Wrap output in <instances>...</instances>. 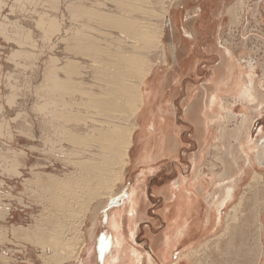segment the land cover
Returning a JSON list of instances; mask_svg holds the SVG:
<instances>
[{
    "label": "rangeland",
    "instance_id": "obj_1",
    "mask_svg": "<svg viewBox=\"0 0 264 264\" xmlns=\"http://www.w3.org/2000/svg\"><path fill=\"white\" fill-rule=\"evenodd\" d=\"M108 1L110 0H0L1 252H8L11 254L21 252V249L14 251L12 248L16 246L22 248L23 244L19 245V241H25V239L24 235L23 238H20L19 234H21V232L28 233L31 229H37V233H39L38 231H42V228H45L43 229L45 235L49 236L51 233L56 234V244L61 245L60 249L67 248L68 242L71 243L69 239H73L75 247H81L84 242V233L89 229L90 222L92 225L93 220V224L95 223L94 226L98 223L99 227H101L100 220L96 217V212L93 211L94 207H96L95 204L97 201L101 200L99 205H103V207L101 206L103 209L109 199L120 193L118 183L113 190L114 194H112L113 196L111 198H107L106 200H88L91 197L87 196L86 191L83 190L84 186H82L83 182L81 180L82 178H80L85 177V175H80L78 176L79 178L75 176L74 179V175L72 174H76V171L79 168L78 163L80 159L87 158L85 163L88 166H85L84 172L90 171L88 159H90L91 163L95 161L99 162L97 161L98 156L101 155L99 158H102V156L105 155V151H103L104 155L99 152L102 150L101 147H103L104 144L100 143L103 145L100 147V145H97L99 142L96 143L92 138L93 136L96 137L98 133H104L106 129H111L113 127L111 125L107 126L106 123H103L106 122V120L103 119L105 116H103L102 112L99 114V111L98 114H96V111H94L95 109L92 110L91 108L90 110L82 103L83 100L87 101L85 99L86 91L92 92L94 97L97 95L102 96V93L109 91V86L107 87L105 85L107 82H103L105 80H103V78L105 77L103 75H97L95 70H93L95 66L91 68L93 63L90 62V60L93 61V57L90 59L85 53L77 54L79 51H77L75 47L77 46L78 49L79 47H85L86 49V46L89 48L91 44H94L97 47L101 46L102 49L105 48V51L102 50L99 54L98 60H100L107 55H111L108 51H114L113 53H116L121 50V47L123 49V46L128 45L127 48H129L131 43H133L130 37L128 39L132 42H129L130 44L127 43L130 41L126 39L128 35L124 34L123 36V33L119 30H115V28L110 29V27L107 28L106 25H103V27L102 23L97 20L98 18L96 16H92L91 18L93 19L96 17L97 19L94 18V20H90L89 17L92 13L90 10H101L105 13L111 11L110 13L114 14L116 12L117 15H120V11H118L119 9L114 6L115 4H113L112 1H110V3ZM170 1L172 3H170ZM200 1L201 0H162L164 8L167 7V5H172L170 6L171 14L179 12V32L181 31L180 29L184 27L183 29L186 28L185 31L189 32V30H196L202 34L201 36L198 34V40L195 43L194 49V53L196 52L200 58L196 74L192 75L190 78H184L177 95L172 98L175 102L176 121L179 109L178 102L180 103L183 98L182 94L184 93V87L186 85L195 87L199 85L204 87L206 85L209 80H207V70L212 66L217 65L218 57L220 60L219 51L221 49L219 46L222 44L223 47L230 49L233 53L235 59L234 77H237V79L239 78V80L243 76L246 78L249 68H253L254 74L252 78L254 79L253 81L255 85H253V87H255V91L257 90L259 92L255 93L260 111L255 114L253 106L250 107L249 110L244 111L241 102L232 101V98L237 94V91L226 89L227 87L224 85L219 87L218 89H222L224 92H232V94H221L220 96L223 98V102H217L219 107L223 104V107L221 108L222 114L226 111L231 114V118L228 116L226 117L225 114L222 115V120L220 121L219 119L218 121L219 133L222 134L218 147H228L233 144V140L230 144L228 133L234 125L239 122L244 114H248L250 117V127L247 136L243 138L242 144L252 161L255 164H258L259 159L255 157V155L261 144V137L264 138V2L259 4L258 0H242L244 5L242 4L239 7H235L234 10L228 8V4L230 1L234 4L236 0H227L225 1V5L222 6L224 14L218 16L219 10L216 13V9L221 8L219 7V0H205L203 1V5ZM147 2V5L142 4ZM160 5L161 0H146L144 2L140 0L139 11L142 14L139 12L136 13L140 17H144L146 16L144 11L146 10L148 13L147 10H151L150 7H152L153 9L151 12L157 10L156 14H159L161 10ZM113 6L114 9L112 8ZM76 7H86V14L84 12L73 13V8ZM88 9L90 15L88 14ZM71 12L72 14H70ZM84 14L89 16L83 17L85 16ZM151 18L149 17L150 21L146 19H144V21L152 23L157 22L156 19L154 20V18H152V20ZM41 19L45 21L44 24H41ZM50 19L56 20L54 23L55 26L57 25L52 30L49 29L46 23V21ZM167 19L169 20V27L164 28V35L161 39L163 42L162 50L164 49L163 52L165 53V63L155 64L149 74L151 75L154 71H158L159 69L169 70L177 68L176 70H173V72H178L176 73L177 75L180 74L183 76V73L185 72H182L181 65H177L176 67V56L174 58L171 53V46L174 43L176 45L178 43L177 36H175V38L173 37L174 35H178V32H176L175 28V31H173L169 15L166 17V21ZM56 28L57 30L55 31ZM219 30L222 32L220 33V37L216 38L217 31ZM74 33H78L79 37L81 35L85 36V39L79 38L77 34ZM86 35L92 42L88 38L89 44L82 47L84 42H87ZM179 36L182 38L180 33ZM72 38L76 42L73 41ZM76 39L78 41L79 39H83V41H79V43H81L80 46L76 45L78 44ZM219 39L221 43L220 45L218 42ZM194 41H191V43L189 42V45H193ZM203 47L206 48V51L208 49L211 51L215 49V52L218 53V57L216 53L210 55L204 54L202 52ZM89 49L90 52H93L91 51V49H93L92 47ZM68 50H71L74 53ZM90 52H86V54L90 55ZM184 52L185 49L177 45V53L184 54ZM153 53L154 52L150 51L149 55H152ZM155 54L151 56V60L153 61H156L158 57L162 56L160 53ZM95 60L96 62H94L93 65H95V63L96 65H99L98 60L96 58ZM67 62L75 64L78 72L73 74L65 73L63 67ZM248 62L252 65H247ZM53 69H55V76L62 82L69 79L72 81L76 89L74 94H71L70 96L64 95L62 99L61 96L60 98L57 96V93H55L56 96H54L53 93L48 92L47 83H50V71ZM172 75H174V73ZM101 76H103V78H101ZM149 76L145 78L144 84L147 83ZM212 77L213 80L214 76ZM144 84L141 86L142 92L145 90ZM99 92H101V94ZM99 96L97 97L99 98ZM52 100L57 101V103ZM63 101L66 106L62 105ZM50 103L53 104L52 107L50 106ZM55 103L56 106H54ZM43 104L46 105V109L42 112L40 108ZM56 112L57 114L61 113L63 116H67L68 114H71V116L74 115L76 116V120L64 123L63 119H58L60 120V122H58L53 116V114L56 115ZM118 114L119 116L116 114L114 116L113 113L112 117L113 119L115 117L113 122L115 121L114 123L117 126L125 122L123 118L120 117L122 114ZM223 117H225V119H223ZM106 118L109 121L108 117ZM62 125L66 132L68 131L67 133L70 132L74 139L77 138L78 142H76V140H68L66 133L62 130L60 131V129L63 128ZM70 134H68L69 137H71ZM135 136L136 135H134V142ZM255 143H257L258 146L254 145V149L251 152H248L247 148ZM106 158L108 159L109 155L106 156ZM106 158H104L105 161L103 162H106ZM112 160L113 158H110L107 161L110 163L107 164H112ZM101 161L99 163H101ZM210 161L212 162L211 167L214 166L216 172L221 173V162H225V156L222 154V151L214 149ZM107 164L102 163L100 166H106ZM214 167H212L211 172L214 171ZM123 168L122 178L124 179L126 168ZM207 168H209V165H204L203 169L200 168V173L203 174L202 177H205V179L207 178L204 176L205 174L203 172L207 173ZM94 170L96 169H93V172ZM252 170L258 171L257 166ZM254 171L248 173V177L245 178L243 183H241L239 192H237H245V203L241 209L238 210V219L234 220L232 218L233 220H226L225 215L230 209L229 207L227 210L223 209L224 211L221 215L222 222L220 225L215 222V224H213V231L201 232L202 237H199V242L196 245L187 242L178 248L177 253L183 252L184 255L187 256L181 258L179 261L180 263L178 264H259L260 260H262V262L264 261V184L256 181V184L254 182L252 187L248 188V184L251 183L252 172ZM89 173L92 174L91 171ZM68 174L72 175L73 177H70L75 180L74 183H72V180L70 179V183L73 184L70 188L65 189L64 191H58L51 190L47 185L48 182H46V180L48 177L58 180L63 179ZM94 175L95 174H93V177L95 179ZM126 175L127 185L129 178L131 179V175L128 172ZM259 175L264 176V173H259ZM211 177L212 176L208 178ZM89 179H92V176ZM122 182L124 183V181ZM164 183L165 181L158 178L151 183V186L154 184L161 186ZM212 184L209 180L204 181V185L196 184L198 187L196 191L202 195L201 197H203L202 199L207 205L203 220L198 219V213L196 216L197 224L202 225L203 227L206 224L205 220L209 218V209L205 198L214 192L213 187H211L213 186ZM206 188H210V191ZM116 191L118 194H115L117 193ZM189 191L191 192L193 189L190 188ZM52 193H60L63 195V200L66 201L65 204L69 211H61L58 209L60 212L56 213L58 207L54 204L55 208H53V205H51ZM159 206V200L152 199L148 207L146 219L139 223L138 232H136L133 239L126 238L124 241V253H137L138 258L140 259V262L137 264H147L146 255L149 251V245L145 229L151 225L149 224L150 221L157 216L160 208ZM256 206H263L261 217L263 225L261 233L258 232V228L261 225L258 226L255 221V215L252 213ZM50 210H54L55 212H49ZM78 210L79 212H77ZM73 214L75 216V224L72 229L67 224H70L69 222L72 221ZM106 218H108V213L106 214ZM48 220H54L53 222H56L57 225H53L50 222L48 223ZM227 224H230V230L227 232L228 235L223 236V239L219 240L220 252L218 250L216 252L215 241H211L210 243H212V245L210 244L207 249L199 251V253L194 256H189L191 252L190 250H196L197 245L200 242L207 240V237H209L208 239L214 240L212 239L214 235H222L224 227L227 226ZM58 225L61 227L57 228ZM124 225L126 228L125 221ZM160 230L161 226L154 229L156 232H160ZM35 237L39 238L37 234ZM15 241H18V243ZM39 247L43 253H45L46 248L50 251L54 249V246ZM11 261L14 260H8V262ZM42 261L43 264H48L44 261V258H42Z\"/></svg>",
    "mask_w": 264,
    "mask_h": 264
},
{
    "label": "crops",
    "instance_id": "obj_2",
    "mask_svg": "<svg viewBox=\"0 0 264 264\" xmlns=\"http://www.w3.org/2000/svg\"><path fill=\"white\" fill-rule=\"evenodd\" d=\"M203 1L205 0L200 1L202 5L204 4ZM225 1L219 0V7L221 8L216 9V13L219 10L218 16L224 14L222 6L225 5ZM258 2L261 4L264 0H258ZM142 4L147 5L148 2ZM230 4H232L231 1L228 8L234 9L238 5V0H236V3ZM166 22L169 27V20L167 19ZM189 31L191 33L186 31L190 34L187 37H190L188 39L193 41L195 40L193 45L190 46L189 43L185 44L186 46L181 43L178 44L185 49V52L184 54L176 52V58L173 57L175 58L176 67L177 65L192 66L188 72L182 71L185 72L183 76L173 72L177 68L159 69L151 75L149 74L150 76L148 75L149 79L144 84V103L138 115V128L134 132V135H136L135 142L133 135L130 161L125 169L124 183L118 184L120 193L118 194L119 191L117 190L118 192L116 191L115 194L118 195L109 199L103 209V205H99L102 206L101 208L99 206L94 207L93 211L96 212L101 227L96 223L94 228L91 229L90 222L89 229L84 233V242L80 247L78 257L62 261L64 255L67 254L68 256L69 248L73 245V239H69L71 243L68 242L67 248L61 250L60 244L53 245V247L44 238L35 237L36 234L38 236L37 229H31L28 233L21 232L19 234L20 238H23L24 235L25 239V241H19V245L23 244L22 248L12 247L14 251L21 249V252L11 254L0 250V264H43L42 258L48 264H58L60 261H62L61 264H137L140 262L137 253H124V241L126 238H134L139 230V223L147 217L148 207L152 199L159 200L160 208L157 216L150 221L149 224L151 225L145 229L149 245V251L146 255L147 264H170L176 257L184 254L183 252L177 253L179 247L187 242L193 245L199 242V237H202L201 232L204 233L205 230L202 225L197 224L196 216L198 213V219L203 220L207 205L202 199V195L196 191L198 187L194 183V180L197 181L195 172L200 168L203 169L204 165H209L206 170L207 173L203 172L202 169L201 171L207 179L212 176V162L210 161L212 151L217 149L222 136L219 133L218 119L222 120L221 108L223 104L219 107L217 102L222 101L221 94L226 93L228 95L232 92H224L222 89H218L213 82L214 69L220 65L218 53L215 52V49L206 51V48L203 47L202 52L204 54H217L219 64L217 63V65L207 70V80H209L205 85L206 87L202 85L196 87L186 85L184 87L183 98L181 101L179 100L180 103L178 102L179 109L176 121L175 102L172 98L177 95L184 78H190L196 74L200 62V58L196 52L194 53V49L198 34L200 36L202 34L196 30ZM221 32V30L217 31L216 38L220 37ZM173 73L174 75H172ZM228 134L231 144L230 131ZM86 161L87 158L79 160L78 165H80L76 174L71 172L74 177L85 175L84 169L85 166H88L85 163ZM98 164L100 166V163H93V166ZM213 170L217 173L215 167ZM127 172L131 175V179L129 178L126 185ZM158 178L165 181V183L161 186H158V184L151 186V183ZM71 182L74 183V179ZM72 183L71 186H73ZM180 183L183 186L181 194L178 193ZM190 188L193 191L190 192ZM207 190L210 191V188ZM131 194L134 197V200L132 199L133 206L128 202ZM177 197H179L178 201ZM187 203H190V213L186 212ZM178 207H181V210H178ZM49 212L55 211L50 210ZM57 212L60 211L57 210ZM177 212L183 214V218L178 219ZM107 213L108 218H106ZM113 215L116 216V222L111 228L109 219ZM174 216H176V219ZM124 221L126 222V228ZM158 226H161L160 232L154 231ZM91 231L93 233L90 237ZM116 236L119 237L118 247L115 246L114 242ZM15 242L18 243V241ZM39 246H51L54 249L50 251L45 247L46 251L43 253ZM159 247L161 249L163 247L167 248L164 256L156 253L157 250L159 251ZM113 251L118 253H113ZM9 259L15 262H8Z\"/></svg>",
    "mask_w": 264,
    "mask_h": 264
},
{
    "label": "bare ground",
    "instance_id": "obj_3",
    "mask_svg": "<svg viewBox=\"0 0 264 264\" xmlns=\"http://www.w3.org/2000/svg\"><path fill=\"white\" fill-rule=\"evenodd\" d=\"M110 1H112L113 4H115L114 6H116L119 9V10L118 9L117 10L120 11L119 12L120 15H117L116 12L114 14L110 13L111 11L109 9L108 10L110 12H108V13H105L101 10H90L92 12L90 15V11L88 9L87 11L89 12L88 14L90 15L89 18L91 20L92 16H96L98 19L96 17H94V18H96L98 21H100L102 23V26L106 25V27L107 28L110 27V29L115 28V30H119L120 32H122L123 36H124V34L128 35V37H126V39H128L130 37V39H132V41H133V43H131L132 41L130 39H128L130 41H128L127 43H129V42L131 43L129 48H127L128 45L127 46L125 45V46H123V49L121 47V50L116 52V53H113L114 51H112V52L108 51L111 53V55H107L106 57H103L102 59L98 60L99 54L101 53L102 50L105 51V48L102 49L101 46L97 47L94 44L93 45L91 44V46L89 47V48H91V47L93 48V49H91V51H93V52H90V49L88 48V46H86V49H85V47L81 48V47H79L81 44V43H79V41L80 40L83 41V39H79V41H78L77 40L78 39L77 38L78 33H74V34H77L76 40L78 41L77 42L78 44H76V43L75 44L79 45L78 46L79 49L77 48V46L75 47L77 49V51H79V53L77 52V54H84L85 53V55L89 56L90 59H92V57H93V61L90 60V62H92L93 64H94V62H96V60H95V58H96L99 62V65L98 64L96 65V63H95V65L92 64L91 68H93V66H95V68H93V70H95L97 75H103L105 77V78H103V76H101V78H103V80L105 79L103 82H107L108 85L107 84H105V85L107 87L109 86V89H108L109 91H105L104 93H102L103 97L97 95V96H99V98L96 96V94H95L96 97H94V94L92 92H89V91L85 92L84 91L85 96H86L85 99L87 101L83 100V102H82L85 105V107L89 108L90 110H91V108H92V110L95 109L94 111H96L95 112L96 114H98L99 111H100L99 114H101V112H102V114H103V116H105V118L103 116L102 117H103V119L106 120V122H103V123H106L107 126L108 125L113 126L111 129L108 127L109 129H106V131L102 129L103 131H105L104 133H102L100 130L101 133H98V135H97L98 137L93 136V138H92V139H94V141L96 143L99 142L97 145H100V147L103 146L101 144H104V146L101 147L102 150L100 149L101 151H99L102 153V155L105 154L104 156H102V158L103 157L106 158V156L109 155V158L108 159L106 158L107 159L106 162H103V161H105L104 158H103V160H102V158H99L101 155L98 156L97 161L100 162L102 160L100 165L102 163L107 164L108 163L107 161L110 158H113V160H112L113 163L108 165L110 163L109 162L107 164L108 167H107V165L106 166L105 165L93 166V163L97 164L99 162L95 161L96 163L95 162L91 163L90 159H88V164L90 166V171L92 172V174L89 173L90 171H85V173H86L85 177H80V178H82L81 180L83 182L82 186H84L83 190L86 191L87 196L91 197L90 199H88L91 201L97 200V199H103V200L105 199L106 200L107 198H111L113 196L112 194H114L113 190H114L115 186L118 183H122V181H124V179L122 178V173H123L122 171L124 169L123 167L126 168V166L128 165V163L130 161L129 154H130L131 145L133 144V135H134L136 128H138L137 119H138V115H139L141 108L143 106V103H144V96H143V92L141 90V86L144 84L145 78L149 75V73L151 72V70L155 66V64H158V63L164 64L165 63V61H164L165 53L163 52L164 49L162 50L163 42L161 39L164 35V31H165L164 28L168 27L167 22L165 23L166 17L168 15L170 16V22L173 26V31L176 30V32H178V35L173 36L174 38H175V36H177V38H178L177 39V41H178L177 45L182 43L184 46H186L185 44H188L190 41H193L191 39H188L190 37H187V36H189L190 34L187 33L188 31L187 32L185 31L186 28L183 29L184 27H182L180 29L181 31L179 32V22H180V17H178L179 12H175V13L171 14V12H170L171 7L170 6H172V5H170V6L167 5V7L164 8L162 0H161V5H160L161 10H160L159 14H156V11H157V10H155L156 7L154 8L155 11H152V12H151V10L153 8L150 7L151 10L148 9L147 10L148 13L146 12V10L144 11V14L147 16V17L146 16H144V17H146V18H144L142 16L140 17L137 14L138 12L141 13L139 11L140 0H110ZM110 1H108V2L110 3ZM141 1L144 2L146 0H141ZM164 3H166V2H164ZM170 3H172V2L170 1ZM242 4H243L242 0H238V5L237 4L236 5H237V7H239ZM114 6L112 7L113 9H114ZM85 8L76 7V8H73L72 12L73 13H79V12L85 13V11H86ZM103 8H105V7H103ZM160 8H157V9H160ZM72 12L70 14H72ZM73 16H74V14H73ZM88 16L85 15L83 17H88ZM149 17L154 18V20L156 19L157 22L156 23L149 22L150 21ZM94 18L92 20H94ZM144 19L149 20V21H144ZM54 21H56V20L50 19V20L46 21L50 30H52L54 27L57 26V25L55 26ZM44 23H45V21H43L41 19V24H44ZM174 28H175V30H174ZM110 29H108V30H110ZM56 30H57V28L55 29V31ZM179 33H180L182 38H180ZM81 36L80 37L78 36V37L85 39V36H82V37ZM185 37H187V38H185ZM73 38H75V37H73ZM88 38L89 37L87 36V42L88 43L87 42L86 43L84 42V44L82 43L83 44L82 47L85 46L86 44L87 45L89 44ZM89 40L91 41L90 38H89ZM73 41H75V40L73 39ZM125 42H126V40H125ZM218 42L220 45L221 44L220 39L218 40ZM97 45H98V43H97ZM177 45L173 44L171 46V53L174 57H175V53L177 52ZM219 48L222 50V51L221 50L219 51L220 65H218V67L216 69H214V72H213V76H214L213 80L214 81L213 82L217 85V88L224 85L227 87L226 89L237 91V94L232 98V101L241 102V104L244 108V111L249 110V108L253 106V108L255 109L254 113L256 114L258 111H260V108L258 107L259 104L257 103L258 100L256 99V93L258 91L257 90L255 91V89H254L255 87H253V85H254V81H253L254 79L252 78V76L254 74L253 68H251V67L249 68V71H248L246 78L243 76V77H241L240 80H239V78L237 79V77H234V75H233L234 74L233 72H234V60L235 59H234V56L232 54V51H230V49H228L226 47H223L222 44L219 46ZM72 50H74V49H72ZM68 51H71V50H68ZM88 51L91 53L90 54L91 57H90V55L86 54V52L89 53ZM150 51L154 52V53L152 55H149ZM71 52H73V51H71ZM106 52H107V49H106ZM155 53H160V54H162V56L158 57L156 59V61H153V60H151V56H153ZM247 65L251 66L252 64L250 62H248ZM191 66L192 65H181V70L188 72V70L190 69ZM64 67H63V71L67 74H73V73L78 72L77 66L71 62H67L64 65ZM54 71H55V69L50 71V80H49L50 83H47L48 92L53 93L54 96H56L55 93H57L58 94L57 96L59 98L61 96L62 99H63L64 95L70 96L71 94H74L76 89H75L72 81L69 79L67 81L62 82L61 80H59V78H57L55 76ZM176 73H178V72H176ZM216 85H215V87H216ZM212 86H214V85H212ZM107 87H106V89H107ZM99 93L101 94V92H99ZM188 98H189V96H188ZM52 101H55V100H52ZM55 102L57 103V101H55ZM56 103L54 104V106H56ZM52 105L53 104L50 103L51 107H52ZM62 105L66 106V104H64V101L62 102ZM40 109L43 112L46 109V105L45 104L41 105ZM114 111L117 113H115ZM113 113H114V116H115V114L119 116L118 113L122 114V115H120V117L123 118V120L125 122L123 124L118 125V126L115 125V123H114L115 121L113 122L115 117H114V119L112 118ZM225 114H226V117L228 116L229 118H231V114L229 112H226L222 115H225ZM53 116H54V119L57 120L58 122H60V120H58V119H63L64 123L76 120V116H74V115L71 116V114H68L67 116H63L61 113L57 114V112H56V115L53 114ZM106 117H108L109 121L107 120ZM232 118H233V116H232ZM249 118L250 117L248 116V114H244L242 116V118L239 120V122L236 125H234V127L231 129L230 136L232 137V140H233V144L231 146H228V147H221V146L218 147L217 146V150L222 151V154H224V156H225V162L224 163L221 162L222 172L215 174L214 171H212V177L208 178V179H205V177H202L203 174L200 173V169H198L195 172V174H196L195 178L197 179V181L194 180L195 184L204 185V181H207V180H209L211 182V184L213 183L212 184L213 186H211V187H213L214 192L212 194H209L205 198V200L207 201V204H208V209H209V211H208L209 218H207L205 220L206 224L203 227V229L205 231H213V228H214L213 224H215V222L220 225V223L222 222V219H221L222 212L224 210H227L228 207H229L230 211H228L226 213L225 219L226 220H229L232 218L234 220L238 219V215H239L238 210L241 209V207L245 203V192L244 193H237V192H239V188L241 186V183H243L245 178L248 177V173L251 171H254L252 169H254L255 166H257L258 171L252 172L253 175H252L251 183L248 184L249 185L248 188L252 187V184L254 182L256 184V181L262 182L264 184V178H263L264 176H261L262 174L259 175V173H264V138L261 137V144L259 146L257 154L255 155V157H257L259 159L258 164H255L252 161L251 157L247 154V151L244 149V146L242 144L243 138L247 136L248 131H249V127H250V125H249L250 119ZM223 119H225V117H223ZM105 120H103V121H105ZM218 121H219V119H218ZM110 123H112V124H110ZM221 123H223V122H221ZM62 127H63V125H62ZM58 130H59V128H58ZM61 130L64 133H66L68 140H71V141L76 140V142H78L77 138L74 139L72 137L73 135H71L70 132L67 133L68 131L66 132L64 127L62 129H60V131ZM60 134H61V132H60ZM68 134H70L71 137H69ZM234 143H235V145H234ZM254 145L258 146L257 143L253 144L252 146H249L247 148L248 152H251L254 149ZM103 151H105L104 154H103ZM101 153H99V154H101ZM212 167H214V166H212ZM92 168L96 169V170H94V172H93ZM93 174H95L94 175L95 179L93 177ZM70 176H72V175L68 174L63 179H58V180L57 179L55 180V179L48 177L46 182H48L47 185L50 187L51 190L53 189V190H58V191H64L65 189H68L71 186L70 181L72 180V178ZM91 176H92V179H89ZM74 179H75V177H74ZM92 180H94V181H92ZM95 180H96V182H95ZM55 184H56V186H55ZM201 185H198V186H201ZM182 187H183L182 183H180L181 190L178 186V190H179L178 193H180V194L182 191ZM50 189H47V190H50ZM62 196L63 195H61L60 193H52L51 194V205H53V208H55L54 207V204H55V206L58 207L56 210L59 209L61 211H64V210L69 211V209L67 208V206L65 204L66 201L63 200ZM132 196L133 195L131 194L130 199L128 200V202H130L131 206H133V203H134V202H132L134 200V197H132ZM179 197H177V201H178ZM100 201L99 200L97 201V203L95 204L96 207L99 206ZM189 205H190V203H187V207H188L187 211H186L187 213H190V210H191L189 208ZM45 209H47V208H45ZM179 209L181 210V207L180 208L178 207V210ZM262 211H263V206L262 207L256 206L252 212L255 215V221L258 224V226L261 225L258 228L259 233L262 232V225H263L261 222ZM77 212H79V210ZM177 216H178V219L181 217L183 218V214H181V213H178ZM74 217L75 216L73 214L72 221L69 222L70 224H67L72 229H73L74 224H75V221H74L75 218ZM174 217L176 219V216H174ZM115 218H116V216L113 215L109 219V226L111 228L114 225V223L116 222ZM53 221L54 220H48V223L50 222L53 225H57V223L53 222ZM90 221H91V218H90ZM207 224H208V228H207ZM229 225L230 224H227V226L224 227V232L222 233V235L216 234L212 238L214 240L207 239L203 242H200L197 245V249L193 250V251L190 250L191 251L190 255L189 254L188 255L194 256L197 253H199V251H202L203 249H207V247L210 244L212 245V243H210L211 241H215L216 252H217V250L220 252V250H219L220 249V246H219L220 241L219 240L223 239L222 238L223 236L228 235L227 232H228V230H230ZM91 226H92L91 229H93L94 228L93 220H92ZM59 227H61V226L58 225L57 228H59ZM43 229H45V228H42V231H38L39 232L38 233L39 238H42V239L44 238L51 245H56V234L51 233V234H49V236L45 235V233L43 232ZM222 230H223V228H222ZM92 233L93 232L91 231L90 237H91ZM118 238L119 237L116 236L115 241H114L116 247L119 246ZM261 243H262V241H261ZM70 248L71 249H69L68 256H67V254L64 255L62 257V261H65L67 259H76L78 257V253L80 251V246L77 248V247H75V243H73V245L70 246ZM166 249H165V247H163V249H161L159 247V251L157 250L156 253L158 255L163 254V256H164ZM61 250H62V248H61ZM113 253H118V252L113 251ZM183 257H187V256L182 254L179 257H177L174 261L170 262V264L180 263L178 261H179V259H181ZM166 258H164V259H166ZM62 261H60L58 264H61ZM259 264H264V261L262 262V260H260Z\"/></svg>",
    "mask_w": 264,
    "mask_h": 264
},
{
    "label": "water",
    "instance_id": "obj_4",
    "mask_svg": "<svg viewBox=\"0 0 264 264\" xmlns=\"http://www.w3.org/2000/svg\"><path fill=\"white\" fill-rule=\"evenodd\" d=\"M168 24V23H167Z\"/></svg>",
    "mask_w": 264,
    "mask_h": 264
}]
</instances>
